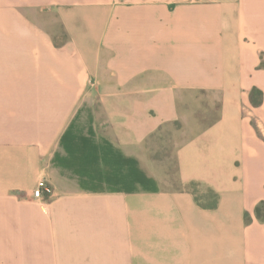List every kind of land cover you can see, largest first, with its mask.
<instances>
[{
	"label": "crops",
	"instance_id": "obj_1",
	"mask_svg": "<svg viewBox=\"0 0 264 264\" xmlns=\"http://www.w3.org/2000/svg\"><path fill=\"white\" fill-rule=\"evenodd\" d=\"M263 200L264 0H0V264H264Z\"/></svg>",
	"mask_w": 264,
	"mask_h": 264
},
{
	"label": "trees",
	"instance_id": "obj_2",
	"mask_svg": "<svg viewBox=\"0 0 264 264\" xmlns=\"http://www.w3.org/2000/svg\"><path fill=\"white\" fill-rule=\"evenodd\" d=\"M201 184L195 181L187 183L184 186L186 191L194 194L197 202L204 208L213 209L218 203V194L210 187L205 188L206 194L201 193ZM256 216L259 220L264 221V200L261 201L256 207Z\"/></svg>",
	"mask_w": 264,
	"mask_h": 264
},
{
	"label": "built area",
	"instance_id": "obj_3",
	"mask_svg": "<svg viewBox=\"0 0 264 264\" xmlns=\"http://www.w3.org/2000/svg\"><path fill=\"white\" fill-rule=\"evenodd\" d=\"M44 192H51V188L46 181L42 180L39 182L38 187L34 191V195L36 197H40Z\"/></svg>",
	"mask_w": 264,
	"mask_h": 264
},
{
	"label": "rangeland",
	"instance_id": "obj_4",
	"mask_svg": "<svg viewBox=\"0 0 264 264\" xmlns=\"http://www.w3.org/2000/svg\"><path fill=\"white\" fill-rule=\"evenodd\" d=\"M112 1V0H111ZM113 1H116V0H113ZM201 193H202V195H205L206 194V189L205 188H201Z\"/></svg>",
	"mask_w": 264,
	"mask_h": 264
}]
</instances>
